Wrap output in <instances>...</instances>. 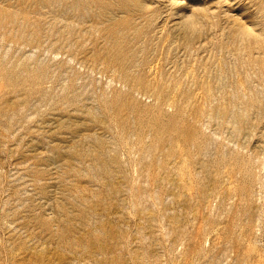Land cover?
Segmentation results:
<instances>
[{
    "label": "rangeland",
    "instance_id": "1",
    "mask_svg": "<svg viewBox=\"0 0 264 264\" xmlns=\"http://www.w3.org/2000/svg\"><path fill=\"white\" fill-rule=\"evenodd\" d=\"M0 264H264V0H0Z\"/></svg>",
    "mask_w": 264,
    "mask_h": 264
},
{
    "label": "clouds",
    "instance_id": "2",
    "mask_svg": "<svg viewBox=\"0 0 264 264\" xmlns=\"http://www.w3.org/2000/svg\"><path fill=\"white\" fill-rule=\"evenodd\" d=\"M195 19L196 17L193 14L187 15L185 20H184V25L190 29V30H194L196 25H195ZM241 37L243 38V34H241Z\"/></svg>",
    "mask_w": 264,
    "mask_h": 264
}]
</instances>
